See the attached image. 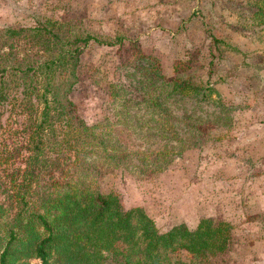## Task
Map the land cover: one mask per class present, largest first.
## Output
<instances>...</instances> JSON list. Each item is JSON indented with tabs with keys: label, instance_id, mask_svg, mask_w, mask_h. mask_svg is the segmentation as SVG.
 Segmentation results:
<instances>
[{
	"label": "trees",
	"instance_id": "1",
	"mask_svg": "<svg viewBox=\"0 0 264 264\" xmlns=\"http://www.w3.org/2000/svg\"><path fill=\"white\" fill-rule=\"evenodd\" d=\"M82 22L46 17L0 27V264L28 258L40 264L206 263L225 250L227 222L202 219L195 230L178 224L159 232L141 208H122L98 180L114 169L161 172L186 143L196 145L197 136L188 140L178 130L194 129L199 117L171 106L210 102L212 87L179 75L188 65L175 63L167 73L158 56L142 54L149 61L135 66L138 77L145 76L135 82L147 97L133 109L149 116L130 114L133 100L120 84L125 96L115 118L88 123L69 97L81 55L91 42L111 46L130 36L98 40ZM209 39V47L216 44ZM109 88L116 97V88ZM143 127L158 149L131 143L143 137Z\"/></svg>",
	"mask_w": 264,
	"mask_h": 264
},
{
	"label": "rangeland",
	"instance_id": "2",
	"mask_svg": "<svg viewBox=\"0 0 264 264\" xmlns=\"http://www.w3.org/2000/svg\"><path fill=\"white\" fill-rule=\"evenodd\" d=\"M46 17L80 18L98 40L130 36L111 46L91 42L81 55L69 97L88 123L115 118L125 96L120 84L133 100L130 114L149 116L133 109L147 97L135 82L145 77L135 69L149 61L142 54L158 56L167 73L188 65L179 75L212 87L210 102L171 106L199 117L194 129L178 130L188 140L197 136L196 145L186 143L161 172L114 169L98 186L115 192L122 208H141L159 232L178 224L195 230L202 219L227 222L225 250L204 264H264V0H0V27ZM211 37L217 41L209 47ZM145 130L131 143L158 149Z\"/></svg>",
	"mask_w": 264,
	"mask_h": 264
}]
</instances>
